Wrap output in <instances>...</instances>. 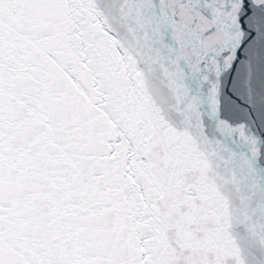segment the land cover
I'll return each instance as SVG.
<instances>
[{
  "label": "snow or ice",
  "instance_id": "6c2138e0",
  "mask_svg": "<svg viewBox=\"0 0 264 264\" xmlns=\"http://www.w3.org/2000/svg\"><path fill=\"white\" fill-rule=\"evenodd\" d=\"M0 264H264V0H0Z\"/></svg>",
  "mask_w": 264,
  "mask_h": 264
}]
</instances>
